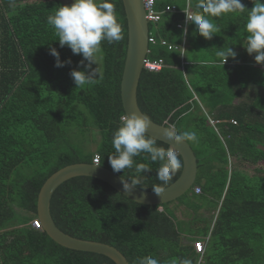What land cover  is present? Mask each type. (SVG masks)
Instances as JSON below:
<instances>
[{
    "label": "trees",
    "instance_id": "trees-1",
    "mask_svg": "<svg viewBox=\"0 0 264 264\" xmlns=\"http://www.w3.org/2000/svg\"><path fill=\"white\" fill-rule=\"evenodd\" d=\"M110 2L115 5L123 39L111 45L101 42L102 79L76 88L69 73L84 70L78 67L82 56L60 47L46 23L49 14L67 4L0 0V264H115L105 255L64 247L31 225L38 218V190L56 169L72 162L91 163L98 153L100 165L112 170L108 162V155L114 154L112 135L124 114L120 79L127 23L122 0ZM190 2L194 8L196 0H157V9L170 4L174 10L149 23V30L154 29L157 39L184 43V51L180 55L176 49L149 43L147 56L162 58L166 66L159 71L141 70L136 99L142 113L153 121L197 133L198 143H189L197 173L186 193L193 199L188 204L196 209L193 213L200 211L197 219L205 211L212 224L200 225L195 218L186 225L187 231L178 229L176 220L181 218L175 210L185 206L172 203L178 198L155 205L138 203L107 182L85 175L66 179L54 189L50 215L58 228L72 236L116 247L129 264L148 255L160 264L173 260L179 264L183 259L192 264H264V167L253 166L254 172L249 173L231 166L232 158L242 166L264 161V93L260 92L264 75L254 54L250 56L244 48L247 10L254 6L253 0H241L246 7L243 13L214 18L219 31L211 40L194 36V24L186 25L184 33L182 10ZM242 43L239 61L229 58L222 67L216 52L228 47L235 51ZM49 48L59 52L61 61L70 59L71 63L55 67ZM75 104L86 109L100 134L95 149L85 154L60 134L59 123ZM204 112L221 119L222 137L206 124ZM74 114L81 118L80 112ZM231 118L235 124L229 122ZM82 123L86 125L87 120ZM157 144L169 147L158 139ZM134 162L152 167L151 172L142 173L146 178L138 187L152 190L160 184L157 164L143 155ZM118 174L129 180L134 171ZM197 185L200 192L195 193ZM197 239L204 243L201 254L193 248Z\"/></svg>",
    "mask_w": 264,
    "mask_h": 264
},
{
    "label": "clouds",
    "instance_id": "clouds-1",
    "mask_svg": "<svg viewBox=\"0 0 264 264\" xmlns=\"http://www.w3.org/2000/svg\"><path fill=\"white\" fill-rule=\"evenodd\" d=\"M253 4L251 10H247V42L244 48L250 56L254 54L256 64H264V3L261 0H253ZM245 10L241 0H196L194 8L190 2L184 11L185 25L194 24V36L199 35L205 40H211L219 31L213 22L214 18L229 13H243ZM46 23L58 37L56 40L59 41L60 47L67 46L73 55L82 56L78 67L82 66L84 70L73 69L69 73L76 88L95 84L98 79H102L97 66V54L102 50L101 42L106 41L111 45L123 39L115 5L110 0H72L70 6H59L49 14ZM183 31L187 34L186 26ZM49 54L55 58V67H64L66 63H71L70 59L61 61L55 48H49ZM216 56L220 58L223 67L229 58L235 59L237 53L228 47L226 50H218ZM93 64L96 65L95 68H92ZM150 126L151 120L142 113L131 111L122 114L119 117V126L112 135L114 154L108 155V162L114 173L123 172L125 169L134 171L131 179H121L125 193L142 184L146 178L142 173L152 171L149 163H135V157L143 155L144 159L157 164L156 179L160 184L153 186L152 190L160 197L182 167L179 153L172 145L198 143V135L195 131H178L174 125H169L170 127L163 128L161 132L165 140L170 141L169 147L165 148L158 146L157 138L148 134ZM100 162L101 159L98 158L95 165ZM197 186L193 187L195 193H198L194 189ZM135 264H160V261L148 255L137 258ZM171 264H177V261L173 260ZM179 264H192V261L183 259Z\"/></svg>",
    "mask_w": 264,
    "mask_h": 264
},
{
    "label": "water",
    "instance_id": "water-1",
    "mask_svg": "<svg viewBox=\"0 0 264 264\" xmlns=\"http://www.w3.org/2000/svg\"><path fill=\"white\" fill-rule=\"evenodd\" d=\"M122 3L127 23V44L120 79V98L124 114L131 111L142 113L137 104L136 89L142 70V60L148 48V23L141 0H122ZM150 120L151 126L147 130L148 134L169 145L170 141L165 140L161 132L163 128L170 126ZM172 146L181 156L182 169L179 176L167 185L160 197L153 190L138 186L134 187L131 192L125 193L121 183V179L125 178L100 164L79 161L56 169L43 181L37 193L36 212L42 229L51 239L64 247L99 253L109 257L115 264H129L126 257L116 247L105 242L72 236L58 228L49 211L51 194L66 179L85 175L107 182L118 192L138 203L155 205L173 201L193 185L197 173V162L189 143Z\"/></svg>",
    "mask_w": 264,
    "mask_h": 264
},
{
    "label": "rangeland",
    "instance_id": "rangeland-1",
    "mask_svg": "<svg viewBox=\"0 0 264 264\" xmlns=\"http://www.w3.org/2000/svg\"><path fill=\"white\" fill-rule=\"evenodd\" d=\"M63 3L67 4L68 6L71 5L72 0H61ZM151 30L154 33V29L151 28ZM98 59H97V66L100 70V73L102 72V55L101 52L97 54ZM96 65L93 64L92 68H95ZM143 69V68H142ZM239 99H241L240 97L235 98V102H237ZM74 112H80L79 115H81V118L83 119L82 121L85 123L87 120L86 125H84L81 121V118L78 117L77 114H74ZM67 115L65 117H63L59 123V127H60V134L62 136H66L69 139V143L71 146H75V145H79L81 147L82 153L85 154L87 151L89 150H94L96 145L99 143L100 141V134L98 129L93 125V121L91 119V117H89L86 109L84 107H82L80 104H75L72 108H69L67 110ZM181 130L180 131H184V130H188V129H184V126H181ZM64 130H70V133H65ZM72 135H75V138L71 137ZM236 159L232 158L231 159V166L232 167H237L241 170H245L249 173H253V166H258V167H264V161H259L257 162V164L255 165H247V166H242L236 163L235 161ZM189 191V190H188ZM190 193H186L183 194L182 196L178 197L177 200H175L176 202H172V203H177V204H184L185 206L182 207L180 206L179 209L175 210V214L177 215L178 218L181 219H177L176 221V226L178 227V229H184L185 231H187L186 225H189L191 221H195V218L197 220V222L200 223V225L206 226L209 224H212V222H210L211 218L210 216H207V213L204 211V213L201 214V217L197 219V216L200 214V211H198L197 213H193V210L196 209H192L190 208V206L188 204H190L191 202H193V199ZM174 201V200H173ZM170 207V205H168V208ZM191 211V214H190ZM206 216V217H203Z\"/></svg>",
    "mask_w": 264,
    "mask_h": 264
},
{
    "label": "built area",
    "instance_id": "built-area-1",
    "mask_svg": "<svg viewBox=\"0 0 264 264\" xmlns=\"http://www.w3.org/2000/svg\"><path fill=\"white\" fill-rule=\"evenodd\" d=\"M143 8H144V12H145V19L147 21V23H154L157 22L160 19V16L162 15V13L164 12H168L171 10H174V6L170 5V4H166L164 6V8L162 9H157L156 8V2L157 0H141ZM188 8V6H186L185 9H183V13L184 11ZM183 26L185 27V13H184V17H183ZM181 24H179L180 26ZM147 41L148 44H160V45H164L167 47V49L171 50V49H176L180 52V55H183V51H184V43H180V44H172L168 41H166L165 39L161 38V39H157L155 38V36L152 34V31L149 30L148 28V36H147ZM149 47L147 48V52L142 60V68L148 71H159L161 70L164 66H166V63L164 62V60L162 58H150L147 56L148 52H149ZM181 62V66L180 68L182 69V65L184 64V61L182 60V58L180 59ZM205 113V118H206V124L213 128V130L216 132L217 135L221 136V129L220 126L218 125L221 122V119L215 118L212 115L208 114L207 112ZM229 122L232 124H235L236 121L234 118L229 119ZM172 126V125H171ZM229 134L226 135V137H228ZM99 158V154L95 153L92 157V163H96L97 160ZM100 159V158H99ZM196 192L200 191V188L197 186L194 188ZM31 225L34 228L37 229H42V224L41 221L36 218V219H32L31 220ZM193 248L194 250L201 254L204 250V243L202 240H194L193 241Z\"/></svg>",
    "mask_w": 264,
    "mask_h": 264
},
{
    "label": "crops",
    "instance_id": "crops-1",
    "mask_svg": "<svg viewBox=\"0 0 264 264\" xmlns=\"http://www.w3.org/2000/svg\"><path fill=\"white\" fill-rule=\"evenodd\" d=\"M242 46H243V43L240 45V46H237L236 48H235V52L237 53V56L235 57V61H239V57H238V53H239V51H240V49L242 48ZM257 67L258 68H260L261 69V73H262V75H264V64H257ZM257 90H258V88H257ZM260 92L262 93H264V87L261 89L260 88ZM182 206V205H181ZM183 207V206H182Z\"/></svg>",
    "mask_w": 264,
    "mask_h": 264
}]
</instances>
